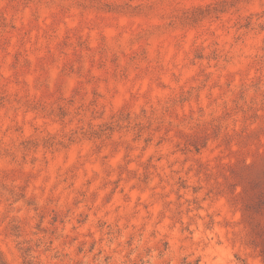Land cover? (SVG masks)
<instances>
[{"label": "rangeland", "instance_id": "rangeland-1", "mask_svg": "<svg viewBox=\"0 0 264 264\" xmlns=\"http://www.w3.org/2000/svg\"><path fill=\"white\" fill-rule=\"evenodd\" d=\"M0 264H264V0H0Z\"/></svg>", "mask_w": 264, "mask_h": 264}]
</instances>
